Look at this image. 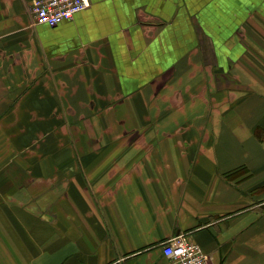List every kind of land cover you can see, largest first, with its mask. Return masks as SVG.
Segmentation results:
<instances>
[{"label":"crops","instance_id":"obj_1","mask_svg":"<svg viewBox=\"0 0 264 264\" xmlns=\"http://www.w3.org/2000/svg\"><path fill=\"white\" fill-rule=\"evenodd\" d=\"M32 2L0 0V264H169L179 233L264 264V0Z\"/></svg>","mask_w":264,"mask_h":264},{"label":"built area","instance_id":"obj_2","mask_svg":"<svg viewBox=\"0 0 264 264\" xmlns=\"http://www.w3.org/2000/svg\"><path fill=\"white\" fill-rule=\"evenodd\" d=\"M90 4V0H33L31 11L37 24L56 26ZM169 264H211L207 252L186 233L174 235L163 243Z\"/></svg>","mask_w":264,"mask_h":264},{"label":"trees","instance_id":"obj_3","mask_svg":"<svg viewBox=\"0 0 264 264\" xmlns=\"http://www.w3.org/2000/svg\"><path fill=\"white\" fill-rule=\"evenodd\" d=\"M229 176L233 177V176H235V173H232V174H231V175H229Z\"/></svg>","mask_w":264,"mask_h":264}]
</instances>
